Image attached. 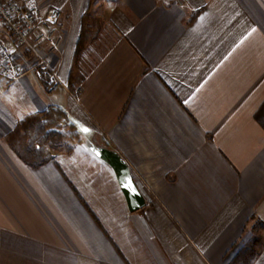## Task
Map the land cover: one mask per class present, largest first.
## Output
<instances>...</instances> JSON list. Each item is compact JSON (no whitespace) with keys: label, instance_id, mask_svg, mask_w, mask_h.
<instances>
[{"label":"crops","instance_id":"0c3cea01","mask_svg":"<svg viewBox=\"0 0 264 264\" xmlns=\"http://www.w3.org/2000/svg\"><path fill=\"white\" fill-rule=\"evenodd\" d=\"M174 1H27L62 13L63 85L0 76V264H229L264 223V0ZM50 109L79 140L32 167L8 137Z\"/></svg>","mask_w":264,"mask_h":264},{"label":"built area","instance_id":"2783aa9c","mask_svg":"<svg viewBox=\"0 0 264 264\" xmlns=\"http://www.w3.org/2000/svg\"><path fill=\"white\" fill-rule=\"evenodd\" d=\"M28 0H0V76L16 80L34 73L47 91L63 85L56 68L43 52L58 51L63 37L62 13L40 11ZM171 4V0H163ZM174 2H178L175 0Z\"/></svg>","mask_w":264,"mask_h":264},{"label":"rangeland","instance_id":"374dc122","mask_svg":"<svg viewBox=\"0 0 264 264\" xmlns=\"http://www.w3.org/2000/svg\"><path fill=\"white\" fill-rule=\"evenodd\" d=\"M26 120L32 123L27 132L23 130L22 124L18 123L9 139L29 161L33 162L46 156L51 159L57 151L68 152L79 140V134L61 110L50 109L42 116H32ZM34 150L39 152L37 157L33 153ZM255 240L257 241L253 244ZM263 240L264 228L255 223L254 228L242 240V246L257 250Z\"/></svg>","mask_w":264,"mask_h":264},{"label":"water","instance_id":"95a60500","mask_svg":"<svg viewBox=\"0 0 264 264\" xmlns=\"http://www.w3.org/2000/svg\"><path fill=\"white\" fill-rule=\"evenodd\" d=\"M95 153L105 160L114 170L130 211L141 209L145 199L134 181L125 160L115 151L106 148H94Z\"/></svg>","mask_w":264,"mask_h":264},{"label":"trees","instance_id":"16d2710c","mask_svg":"<svg viewBox=\"0 0 264 264\" xmlns=\"http://www.w3.org/2000/svg\"><path fill=\"white\" fill-rule=\"evenodd\" d=\"M32 116H38V115H32ZM32 116H28L26 117L24 120H22L20 123L22 124V128L25 132H27V128L28 126H31L32 123L27 122L26 119L32 117ZM255 118L256 120L264 127V101L261 103V105L259 106V108L257 109L256 113H255ZM8 141L10 143V145L16 150V152L18 153V155L20 156V158L22 160H24L26 163H28L30 166L32 167H37L40 166L44 163H46L48 160H50L49 156H46L45 158L39 157L36 161H29L28 159H26L22 152L20 151V149L18 148L17 145H14L12 143V141L9 139L8 137ZM33 153H35L34 155H36V157L38 156V150H34ZM262 228H264V223H259ZM255 225V224H254ZM254 228V226H253ZM257 240H255L253 242V244H255ZM257 255L256 251L251 249V248H246L244 246H242L237 253L235 254V256L233 257L232 261L229 264H252V261L254 259V257Z\"/></svg>","mask_w":264,"mask_h":264},{"label":"snow or ice","instance_id":"6c2138e0","mask_svg":"<svg viewBox=\"0 0 264 264\" xmlns=\"http://www.w3.org/2000/svg\"><path fill=\"white\" fill-rule=\"evenodd\" d=\"M253 31H255V29H253ZM83 131H85V132H87L88 131V129H86V128H84V129H82Z\"/></svg>","mask_w":264,"mask_h":264}]
</instances>
